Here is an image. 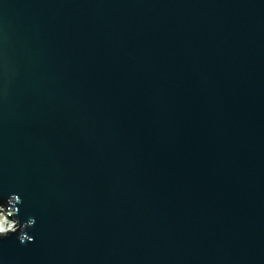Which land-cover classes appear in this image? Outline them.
<instances>
[{
	"label": "water",
	"instance_id": "95a60500",
	"mask_svg": "<svg viewBox=\"0 0 264 264\" xmlns=\"http://www.w3.org/2000/svg\"><path fill=\"white\" fill-rule=\"evenodd\" d=\"M0 208V264H264V0H0Z\"/></svg>",
	"mask_w": 264,
	"mask_h": 264
},
{
	"label": "clouds",
	"instance_id": "9594fccd",
	"mask_svg": "<svg viewBox=\"0 0 264 264\" xmlns=\"http://www.w3.org/2000/svg\"><path fill=\"white\" fill-rule=\"evenodd\" d=\"M0 223L6 224L8 227H11V222L7 221V219L3 216L2 209H0ZM11 233H9L5 228H0V239H4L6 237H10ZM20 243H25L24 237H19Z\"/></svg>",
	"mask_w": 264,
	"mask_h": 264
},
{
	"label": "bare ground",
	"instance_id": "6f19581e",
	"mask_svg": "<svg viewBox=\"0 0 264 264\" xmlns=\"http://www.w3.org/2000/svg\"><path fill=\"white\" fill-rule=\"evenodd\" d=\"M3 211V210H2ZM5 214V212H3V215ZM9 221V220H7ZM11 222V221H10ZM0 228H5L6 230L8 229V226L6 224L0 223Z\"/></svg>",
	"mask_w": 264,
	"mask_h": 264
},
{
	"label": "rangeland",
	"instance_id": "374dc122",
	"mask_svg": "<svg viewBox=\"0 0 264 264\" xmlns=\"http://www.w3.org/2000/svg\"><path fill=\"white\" fill-rule=\"evenodd\" d=\"M0 209H1V208H0ZM2 212H3V211H2ZM3 216H4L5 218H7L5 214H4ZM9 222H10V220H9ZM11 222H12V221H11Z\"/></svg>",
	"mask_w": 264,
	"mask_h": 264
},
{
	"label": "built area",
	"instance_id": "2783aa9c",
	"mask_svg": "<svg viewBox=\"0 0 264 264\" xmlns=\"http://www.w3.org/2000/svg\"><path fill=\"white\" fill-rule=\"evenodd\" d=\"M7 219V218H6ZM8 220V219H7Z\"/></svg>",
	"mask_w": 264,
	"mask_h": 264
}]
</instances>
